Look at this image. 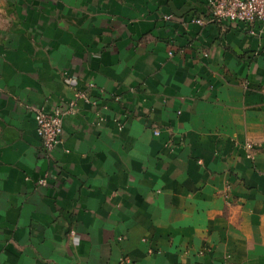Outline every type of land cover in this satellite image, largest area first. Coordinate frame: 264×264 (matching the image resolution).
Returning <instances> with one entry per match:
<instances>
[{"label": "crops", "instance_id": "crops-1", "mask_svg": "<svg viewBox=\"0 0 264 264\" xmlns=\"http://www.w3.org/2000/svg\"><path fill=\"white\" fill-rule=\"evenodd\" d=\"M0 1V264H264V27ZM75 100L45 153L34 113Z\"/></svg>", "mask_w": 264, "mask_h": 264}, {"label": "built area", "instance_id": "built-area-1", "mask_svg": "<svg viewBox=\"0 0 264 264\" xmlns=\"http://www.w3.org/2000/svg\"><path fill=\"white\" fill-rule=\"evenodd\" d=\"M208 5L210 7L208 15L194 19L193 23L199 26L221 22L242 24L251 35L255 33L256 27H264V0H208ZM87 87L93 89L94 85L88 83ZM76 99L90 101L84 92H78ZM76 103V100L69 102L65 111L55 109L51 113L45 111L34 113L37 135L45 153H51L61 143L63 117L74 113ZM91 103L96 105L95 102ZM159 134V130H154L155 136ZM246 147L250 149L251 145L248 144ZM44 183V180L39 181V185Z\"/></svg>", "mask_w": 264, "mask_h": 264}, {"label": "rangeland", "instance_id": "rangeland-1", "mask_svg": "<svg viewBox=\"0 0 264 264\" xmlns=\"http://www.w3.org/2000/svg\"><path fill=\"white\" fill-rule=\"evenodd\" d=\"M6 23H7L6 17L3 16L2 12H1V6H0V28L3 27Z\"/></svg>", "mask_w": 264, "mask_h": 264}]
</instances>
